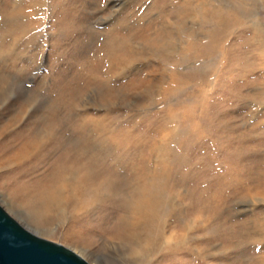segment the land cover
<instances>
[{"label": "rangeland", "instance_id": "374dc122", "mask_svg": "<svg viewBox=\"0 0 264 264\" xmlns=\"http://www.w3.org/2000/svg\"><path fill=\"white\" fill-rule=\"evenodd\" d=\"M0 203L92 264H264V0H0Z\"/></svg>", "mask_w": 264, "mask_h": 264}, {"label": "water", "instance_id": "95a60500", "mask_svg": "<svg viewBox=\"0 0 264 264\" xmlns=\"http://www.w3.org/2000/svg\"><path fill=\"white\" fill-rule=\"evenodd\" d=\"M0 264H92L73 249L26 228L0 203Z\"/></svg>", "mask_w": 264, "mask_h": 264}, {"label": "bare ground", "instance_id": "6f19581e", "mask_svg": "<svg viewBox=\"0 0 264 264\" xmlns=\"http://www.w3.org/2000/svg\"><path fill=\"white\" fill-rule=\"evenodd\" d=\"M5 208V207H4ZM6 209V208H5ZM7 210V209H6ZM8 211V210H7ZM26 227V226H25ZM27 228V227H26ZM29 229V228H28ZM30 230V229H29ZM32 231V230H31ZM34 232V231H33ZM36 233V232H35ZM37 234V233H36ZM39 235V234H38ZM45 238V237H44ZM56 242V241H55ZM64 245V244H63ZM70 248V247H69ZM76 252V251H75ZM78 253V252H77ZM81 255V254H80ZM82 256V255H81ZM84 257V256H83ZM85 258V257H84ZM86 259V258H85Z\"/></svg>", "mask_w": 264, "mask_h": 264}]
</instances>
